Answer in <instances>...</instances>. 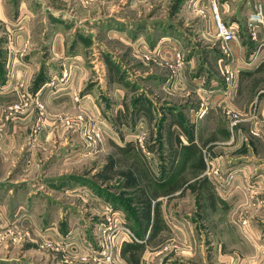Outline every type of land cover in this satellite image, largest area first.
I'll return each mask as SVG.
<instances>
[{
  "label": "rangeland",
  "instance_id": "1",
  "mask_svg": "<svg viewBox=\"0 0 264 264\" xmlns=\"http://www.w3.org/2000/svg\"><path fill=\"white\" fill-rule=\"evenodd\" d=\"M256 1L264 6V0H222L223 18H231V9L245 16ZM6 3L18 13L23 4L33 41L25 57L30 55L37 64L27 80L13 83L12 96L0 102L2 251L56 256L55 264H93L70 259L68 243L62 242L57 251L41 247L43 234L48 230L59 238L69 236V241L72 232H79L97 246L98 228L105 220L100 201L126 218L123 209L126 225L140 229L145 217L139 190L147 192L157 210L151 199L161 187L187 191L188 210L176 203L172 218L187 219L198 234L203 232L202 264H211L207 246L212 238L216 264H226L220 256L222 214L236 228L230 236L236 246L228 248L227 255L238 257L235 264H264L261 253L244 254L238 230L242 220L263 224L264 189L246 197V189L236 187L241 196L232 197L238 203L234 208L228 201L232 198L217 200V190L227 185L216 167V102L211 106L206 98L214 96L227 58L207 0ZM57 35L60 50L55 54L50 49ZM240 36L242 57H259L264 33L250 37L247 48ZM4 43L0 36V58ZM172 47L183 54L178 70ZM6 69L12 73V67ZM1 70L2 64L4 83ZM202 103L206 111L199 114ZM246 163L233 165H250ZM263 167L258 166V172ZM122 172L132 175L133 186L125 185L128 175ZM134 248L131 256H138L140 245ZM198 258L201 261L200 253Z\"/></svg>",
  "mask_w": 264,
  "mask_h": 264
},
{
  "label": "crops",
  "instance_id": "2",
  "mask_svg": "<svg viewBox=\"0 0 264 264\" xmlns=\"http://www.w3.org/2000/svg\"><path fill=\"white\" fill-rule=\"evenodd\" d=\"M22 7L23 4L21 3L18 13L17 10L10 9L6 0H0V36L5 38V46L2 48L3 55L0 58V64H2L1 77H3L1 80L4 82H0V102L5 97L12 96L14 93L13 83L25 78L27 80L31 73L30 68L37 64L36 60L30 58V55L25 57L26 49V53L33 50L28 46L33 41H31L29 16L23 12ZM231 13H233L231 18L229 20L224 18V20L236 28L238 27V31L245 40L246 46L244 45V47L247 48L246 41L250 39L245 26L248 13L241 16L240 12H235L234 9H231ZM57 36L50 49V52L55 54L60 50L57 47L60 36ZM262 43L259 57L251 59L249 55L250 57L243 58V61L238 63L240 70L236 74V86L231 93H224L225 83L221 75L216 78L214 96L206 98L212 103L211 106L216 102V167L220 171L219 175L223 184L227 185V187L223 185L225 188H221L222 192L220 188L217 190V195L220 196L217 200L241 196L239 191L234 190L236 187H240L241 190V187L246 189L243 191L246 197L256 193V190L264 189V182L262 181L264 171L258 172L257 170L258 166L264 165V41ZM241 55H243L242 51ZM7 67H12V73H6ZM202 95V98L206 97V94ZM226 108H230L240 115V120L233 127L230 126L228 116L225 114ZM141 126L142 124L139 127ZM253 130H257L258 134H253ZM239 162H247L246 164L250 165L243 167L233 165ZM227 163L232 164L227 165ZM155 170H152L153 174L157 175ZM142 193L149 198L145 190H139V195ZM176 195L178 196L176 199L172 198ZM233 200L232 198L228 201L230 206V203L234 202L231 206L234 208L238 203ZM98 201H100L99 198ZM151 201L154 205L157 204V210L151 204L149 217L146 220L145 218L142 219L143 226L140 229L134 225L130 226L138 240H124L117 248V256L121 264H177L176 261L179 264H193L195 262L202 264L204 262L203 251L204 248L206 249L203 245V238L202 240L200 238L203 237V232L198 234L195 226L190 224L187 219L176 218L173 220L172 218L174 211L172 207L176 203L180 206L185 204V208L188 210L187 191L178 189L174 192H167L166 189L159 187ZM100 202L102 205L98 204V207H102L104 212H107L110 204ZM121 210L126 216L127 223L129 221L128 216L123 209ZM223 215L218 218L219 232L223 241V251L220 256L227 261H225L226 264H231L234 258H238L235 254L227 255V249L234 246L230 236L236 234V228ZM261 222L263 224L258 226L249 219L246 226L240 224L238 226L241 233L240 241L246 250L245 255L253 256L255 254L258 256L261 253V258H264V218L261 219ZM72 234L73 237L69 240L71 243L92 241L79 232L78 234L72 232ZM71 243L66 244L67 250H69ZM136 243L140 245V253L138 256H131L136 251L134 249ZM250 245L256 247L255 252L254 250L251 252ZM207 249L210 251L211 264H216V242L214 238H212ZM34 253V251L28 250L20 253L14 249L3 252L0 247V264H55L56 256L54 258H36ZM37 253L41 254V252ZM199 253L201 261L198 258ZM33 255L37 262H34Z\"/></svg>",
  "mask_w": 264,
  "mask_h": 264
},
{
  "label": "built area",
  "instance_id": "3",
  "mask_svg": "<svg viewBox=\"0 0 264 264\" xmlns=\"http://www.w3.org/2000/svg\"><path fill=\"white\" fill-rule=\"evenodd\" d=\"M222 0H207L211 13L215 21V32L216 36L220 40L221 51L225 54L227 61L223 64L221 69V75L225 82L224 93H231L235 86V78L237 72L240 70L238 63L243 61L241 55L242 38L238 29L230 23H227L223 18V3ZM246 29L248 30L250 37L255 39L258 34L264 33V6L262 2L256 1L253 8L247 15L246 18ZM175 63L174 69L178 70L183 64V54L181 50L176 47H172ZM78 101V96L75 97ZM203 103L201 104L202 108ZM199 108V109H200ZM226 114L230 121V126L236 125L237 121L240 120L238 112L226 108ZM206 110L202 108L199 112L204 113ZM81 117V116H80ZM79 117L81 121L82 117ZM253 134L257 135V130L252 131ZM87 136V133H85ZM89 135L87 140L91 139ZM140 141V139H139ZM140 146L142 144L140 143ZM217 174V171H216ZM248 220H242V226L247 225ZM69 236L65 238H59L51 231H46L41 238V247L52 250H59L62 242L71 243L68 241ZM137 241V237L132 229L126 225L125 218L120 212H111L110 207L105 212V220L100 224L98 228V242L97 246H92L85 242L81 244L75 242L70 244V252L73 261H79L81 263H93V264H121L117 256V248L124 241ZM63 252V251H62ZM236 263L234 258L232 264ZM251 264H256L255 262Z\"/></svg>",
  "mask_w": 264,
  "mask_h": 264
},
{
  "label": "trees",
  "instance_id": "4",
  "mask_svg": "<svg viewBox=\"0 0 264 264\" xmlns=\"http://www.w3.org/2000/svg\"><path fill=\"white\" fill-rule=\"evenodd\" d=\"M122 173L128 175V178H127V180L125 182V185L126 186H133L134 185V179H133L132 175L129 174V173H125V172H122ZM139 199H140V203H141V207H142V212H143V215H144L145 220H146L149 217V214H150V205H151L150 204V200L143 193H142V195L140 196Z\"/></svg>",
  "mask_w": 264,
  "mask_h": 264
}]
</instances>
